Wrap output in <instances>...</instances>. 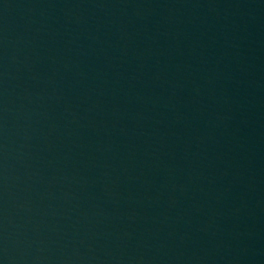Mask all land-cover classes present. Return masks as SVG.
<instances>
[{"label":"water","instance_id":"water-1","mask_svg":"<svg viewBox=\"0 0 264 264\" xmlns=\"http://www.w3.org/2000/svg\"><path fill=\"white\" fill-rule=\"evenodd\" d=\"M230 0H0V264H264V52Z\"/></svg>","mask_w":264,"mask_h":264}]
</instances>
